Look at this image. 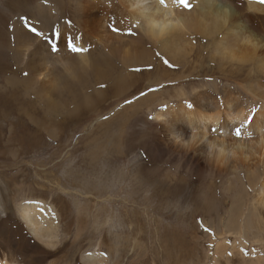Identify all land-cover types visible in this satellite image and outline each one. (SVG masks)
Returning a JSON list of instances; mask_svg holds the SVG:
<instances>
[{
    "label": "rangeland",
    "instance_id": "rangeland-1",
    "mask_svg": "<svg viewBox=\"0 0 264 264\" xmlns=\"http://www.w3.org/2000/svg\"><path fill=\"white\" fill-rule=\"evenodd\" d=\"M174 1L186 19L167 52L127 17L122 0H0V257L15 264H93L91 253L101 255L96 264L259 257L264 264L257 169L233 156L216 162L202 142L175 149L153 116L196 94L203 104L257 109L264 0H216L231 15L210 34L202 30L215 8ZM227 30L237 42L221 40ZM54 32L82 49L61 39L53 51ZM247 39L256 50L240 60L244 51L235 48ZM233 129L226 142L244 140ZM29 201L55 214L50 240L34 237L20 218ZM248 212L255 236L242 229Z\"/></svg>",
    "mask_w": 264,
    "mask_h": 264
},
{
    "label": "bare ground",
    "instance_id": "bare-ground-1",
    "mask_svg": "<svg viewBox=\"0 0 264 264\" xmlns=\"http://www.w3.org/2000/svg\"><path fill=\"white\" fill-rule=\"evenodd\" d=\"M123 1L124 6L121 7L125 11L127 17L132 22L141 26L143 32L150 37L151 41L160 45L162 50L166 49L167 52H171L173 50L172 47H170L173 43V35L177 28H179L180 23H184L186 19L183 15L180 17V14L176 11V2L174 0H164V2L161 3L160 0H149L148 2L152 1V3L146 5L144 2L147 1L145 0H122V3ZM195 1L199 4H203V1L205 2V4L202 5V9L204 6L215 8L210 23L205 25L202 31L208 34L213 31H220L230 17L231 12H227L224 9L225 6L223 7L221 4H217L215 2L216 0ZM104 23L106 24V22ZM226 32L227 36L223 35L221 40L224 41L231 38L235 41L237 35L229 30ZM79 41L77 40L76 45L80 47ZM231 44L232 43H230V46ZM133 46L134 45L131 47ZM232 46L230 48H232ZM236 47H238L235 48L237 50L241 48L239 52L244 51V55L240 60L251 59L249 54L254 53L256 50L255 43L251 42L249 39L245 40L241 45H236ZM80 49H82V47H80ZM127 49H129V47ZM125 50H122L123 52L121 53H124L123 55L128 58L129 53ZM230 55L231 57L235 56L232 52H230ZM105 65L107 66L108 64ZM260 67L264 69V56L261 58ZM40 73L37 75H41ZM46 73L47 72L40 76V78H44ZM42 83L45 85L46 82L43 81ZM182 95L183 92L180 93V96ZM198 95L199 94H196L191 98L189 104L191 107L186 103L178 102V104L176 103L174 106L156 111L153 113V116L160 122V127L163 128L164 133L165 131L172 133L173 145L174 147L175 145L177 146L175 149L195 150L196 144L202 142L198 148L209 150L210 153L213 154L216 162L223 163L230 156L236 157L242 164L244 160L247 161L245 165L257 169L255 172L254 170L252 172V176L256 177V180H253L252 183L254 186L261 189V192H259L260 202L264 204V95L257 101V109H252L248 103L233 104L230 102H213L210 104H203ZM178 125L181 127V132H176ZM232 128H234L231 130L233 132L234 130H239L244 140L237 139L234 143L226 142L229 136L226 133H229V130ZM222 134H224L225 137L221 138L219 136ZM22 140L24 139H21L20 143H29L30 145L32 143L26 139L24 141ZM41 202L29 201L20 204L19 215L34 237L50 240L54 236L53 231L56 230V226H54L55 214L51 208ZM246 220L250 222L243 225L242 229H255L256 232H254L253 235H257L259 229L253 224L249 212L246 216ZM100 259L101 255L98 256L94 253H91L88 257V260L93 264H96ZM0 264L15 263L9 261L5 257H0ZM253 264H261L260 258L257 257Z\"/></svg>",
    "mask_w": 264,
    "mask_h": 264
},
{
    "label": "snow or ice",
    "instance_id": "snow-or-ice-1",
    "mask_svg": "<svg viewBox=\"0 0 264 264\" xmlns=\"http://www.w3.org/2000/svg\"><path fill=\"white\" fill-rule=\"evenodd\" d=\"M161 3L164 2V0H160ZM181 3L184 7L188 6V0H181ZM33 32H36L37 29L35 27H33L31 29ZM50 41H52V43L50 44V47L52 48L53 51H56L58 48V42L59 40L63 39L66 43H68L69 47L71 48V50L73 52L79 51L80 49L77 48V46L75 45L74 42L69 43V38L67 37H63V35L59 32H54L53 35L51 37L48 38ZM74 37L71 38L72 41H74ZM189 107H191V105H189Z\"/></svg>",
    "mask_w": 264,
    "mask_h": 264
}]
</instances>
